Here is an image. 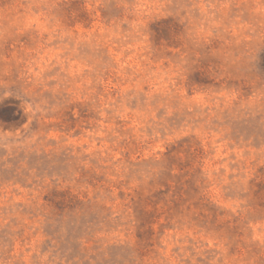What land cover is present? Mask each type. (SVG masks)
<instances>
[{
  "label": "rangeland",
  "instance_id": "1",
  "mask_svg": "<svg viewBox=\"0 0 264 264\" xmlns=\"http://www.w3.org/2000/svg\"><path fill=\"white\" fill-rule=\"evenodd\" d=\"M0 264H264V0H0Z\"/></svg>",
  "mask_w": 264,
  "mask_h": 264
}]
</instances>
